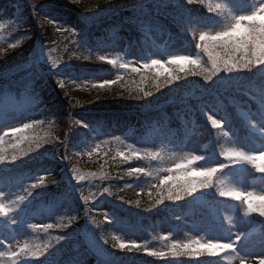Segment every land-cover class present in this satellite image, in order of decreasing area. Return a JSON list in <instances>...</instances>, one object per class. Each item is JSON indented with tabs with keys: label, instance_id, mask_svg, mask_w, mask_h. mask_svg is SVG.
<instances>
[{
	"label": "clouds",
	"instance_id": "1",
	"mask_svg": "<svg viewBox=\"0 0 264 264\" xmlns=\"http://www.w3.org/2000/svg\"><path fill=\"white\" fill-rule=\"evenodd\" d=\"M63 2L77 10L79 0ZM161 2L166 25L145 17L148 0L78 10L86 22L104 21L89 48L78 42L80 31L38 14L48 0H26L42 39L11 67L9 58L21 55L33 35L19 9L12 16L0 10V97L18 102L0 117V166L42 158L41 150L50 149L68 182L47 200L34 194L59 186L51 171L20 172L15 190L0 185V264H89L96 250H105L106 258L92 264H264V0ZM50 29L70 36L75 48L46 44ZM60 51L74 56L66 61ZM70 61L100 67L81 68L78 80L61 78L57 70ZM44 65L63 102L69 85L134 102L123 113V131L111 134L121 113L92 123L74 117L99 100L66 108L64 118L49 112L38 83ZM161 95L168 99L156 107L177 97L184 107L147 117ZM234 120L256 138H241ZM76 129L90 139L70 150ZM61 145L66 153L58 158ZM101 152L104 163L87 170L85 158L98 163L93 157ZM233 170L243 175L233 180ZM101 197L127 214L94 207ZM76 225L81 228L73 235Z\"/></svg>",
	"mask_w": 264,
	"mask_h": 264
},
{
	"label": "trees",
	"instance_id": "2",
	"mask_svg": "<svg viewBox=\"0 0 264 264\" xmlns=\"http://www.w3.org/2000/svg\"><path fill=\"white\" fill-rule=\"evenodd\" d=\"M157 1L158 3L153 6V3ZM50 6L45 9H40V15H48L54 16L57 20L65 23L66 25H72L75 29L80 31L79 43L82 47L87 46L89 48H95V37L98 36L99 28L103 27L104 21L101 19L99 21L93 20L94 22L90 21L89 23L85 22V19L81 16L78 10L82 13H87L91 10H96L99 7H109L107 4L110 0H80L79 3L76 5L77 10L74 9L71 5H67L63 2V0H48ZM7 2L6 0H0V6L5 5ZM15 4L17 7L14 8V13H17V9L19 12L17 13L24 21L25 27L30 30L33 35V39L29 41V43L25 46L24 49L21 50V55H13L9 58L7 62V66L11 67L13 64L19 63L23 58L29 56V54L33 51L36 46V42L41 40L38 29H36L35 21L31 16V11L29 10L26 0H16L9 5ZM155 12V15L152 12ZM85 16H90L91 14H84ZM121 15H127L126 12H122ZM145 17L148 20L152 21L154 24L159 23L161 25H166L168 23L166 19L167 11L164 7L161 0H148V5L144 11ZM5 38H8V34H6ZM66 38H62L59 33H56L54 30H49L45 34V43L50 44V42H56L55 45H60V48H64L67 46L68 49L75 48L74 44H71ZM64 40V41H63ZM54 45V46H55ZM60 54L64 60H68L70 57L74 56V53L71 51H60ZM100 66H87L81 65L79 62L70 61L66 65H61V69H58L57 72L59 73L61 78H69L73 80H78L81 77V68H87L89 71L94 72L99 69ZM5 68V64L0 63V71H3ZM62 70V71H61ZM163 76V75H161ZM43 80V95L45 97V101L47 104V110L61 118L66 117L68 111H74L75 109L72 107L73 105H78L80 103H84L86 101L97 102L98 100L101 102H97L87 108L80 109L77 112L73 113L75 118L81 119L84 122L92 123L98 119H100L101 115L109 114V113H121L119 117L118 123H122V121L126 120L127 117L123 115V113L130 112L134 107V102L130 101H111L114 99V96L111 94H103L97 97V94L93 92L91 95L86 92H81L79 89L75 88L73 85H69L65 92H61V96L64 98V102L60 97L59 91L56 89L55 85L52 82V76L48 72L42 73L41 79L38 83ZM167 90H165V93ZM168 99L167 95H161L159 101L154 103L153 109L150 112H147L145 115L147 117L158 116L159 112L164 111L171 115L172 109L176 108H183L184 101L177 97L174 101V104L168 105L167 107H156V104L163 105L164 102ZM191 104V101H188ZM18 102L12 96L8 97H0V108H12L17 106ZM133 118H140L139 114L133 116ZM173 126H176V121L173 119ZM112 130V129H111ZM90 134L85 129H76L69 134L68 142H72L75 146L80 147L85 140H88ZM65 148L63 145L59 147L58 151V158H62L64 156ZM47 152V155L44 153ZM42 158H35L26 163L21 164L18 162L17 165H9L6 168L4 166H0V185L3 187L14 190V186L17 187V178L20 172L24 170H30L36 174H45L47 171H51L57 175L60 184L58 187L49 188L47 190H38L37 194L40 195L42 199H49L55 193L66 191L68 188V182L65 180V170H59L58 166L64 165L57 159H55L54 153L50 150H41ZM94 161L98 163H89L87 158L85 159L84 167L87 170L95 171L98 167V164L104 163L103 152L100 153L99 156L93 157ZM133 164L136 162L133 161ZM127 165H124L121 169L126 168ZM39 169V172H37ZM231 178H236L233 172L229 173ZM140 183V182H137ZM106 210L109 212H116L118 215L124 216L127 213L123 210L124 206H114L116 202H112L105 197L100 199ZM73 207L75 209L80 208L79 201L73 195ZM81 225H76L72 229H70V233L75 235L79 232ZM5 228L3 225H0V231H4ZM71 245V239L69 240V247ZM104 253L106 252L103 250ZM66 254H68L66 252ZM106 256V253H105ZM97 258L96 256H94ZM103 258L102 256H98Z\"/></svg>",
	"mask_w": 264,
	"mask_h": 264
},
{
	"label": "rangeland",
	"instance_id": "3",
	"mask_svg": "<svg viewBox=\"0 0 264 264\" xmlns=\"http://www.w3.org/2000/svg\"><path fill=\"white\" fill-rule=\"evenodd\" d=\"M13 1H16V0H7L8 3L13 2ZM154 3L156 4V3H158V2L155 1ZM0 10H2V15H3V16H12L13 13H14L13 8H12L11 6H9L8 4H6V6H3V7L0 6ZM152 14L155 15L154 10H153ZM153 31H154V30H153ZM68 37H70V36H68ZM70 39H71V37H70ZM60 54H61V53L59 52V55H60ZM61 55H62V54H61ZM43 67H44V72H48V71H47V66L44 65ZM163 74H164L163 72L160 73V75H163ZM42 83H43V80H41V81L39 82V84H42ZM209 114H211V113H209ZM4 115H5V114H4ZM4 115H3V116H4ZM204 121H205L206 125L209 127V129H211V125H210V124H207V120L204 119ZM122 131H123V124L120 123V126H118V127H116V128H113V129L111 130V134H119V133L122 132ZM211 131H212V129H211ZM238 131H239V130H238ZM247 133L253 134L254 137H251L250 135H242V133L239 131V135H240L241 138H244V137H248V138H250V139H255V138H256V136H255L254 133H251V132H247ZM106 134H107V133H106ZM80 146L82 147L83 144L80 145ZM64 148H65V147H64ZM68 148H69L70 150H76V149H78V147L75 146L72 142H68ZM65 153H66V149H65V151H64V155H65ZM85 159H86V158H85ZM58 169H59V170H63L64 168L60 165V166H58ZM242 175H243V172L241 171V172H240V176H239V178H240ZM101 198H102V197H101ZM101 198H100V199H101ZM77 200H78V199H77ZM102 204H103V203H101L100 200H99V201L96 202V204L94 205V207H97V206H98V209H99V210H103V211H105V210H106V207H103ZM96 253H97V254H103V255H105L106 252L104 253L103 250H96ZM93 260H94V258H93V257H90V258H89V264H92V261H93Z\"/></svg>",
	"mask_w": 264,
	"mask_h": 264
}]
</instances>
